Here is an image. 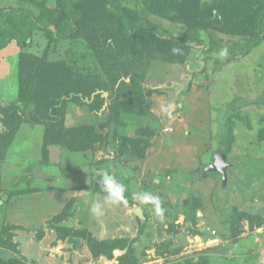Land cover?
I'll use <instances>...</instances> for the list:
<instances>
[{
  "label": "rangeland",
  "instance_id": "obj_1",
  "mask_svg": "<svg viewBox=\"0 0 264 264\" xmlns=\"http://www.w3.org/2000/svg\"><path fill=\"white\" fill-rule=\"evenodd\" d=\"M119 1L178 37L224 20L199 0ZM63 2L0 0V11L56 22ZM79 9L76 36L50 41L35 30L0 49V264H264V39L227 61L210 45L128 35L106 0ZM208 28L229 51L249 37ZM21 73L23 96L36 78L53 88L73 81L54 134L48 118L29 122L39 110L20 99ZM221 149L228 186L207 171ZM106 172L126 186L127 203L105 204L97 218L90 204L103 202ZM142 191L159 197L162 217L133 199Z\"/></svg>",
  "mask_w": 264,
  "mask_h": 264
},
{
  "label": "trees",
  "instance_id": "obj_2",
  "mask_svg": "<svg viewBox=\"0 0 264 264\" xmlns=\"http://www.w3.org/2000/svg\"><path fill=\"white\" fill-rule=\"evenodd\" d=\"M93 0H64L63 14L56 22L40 19L34 12L18 8H5L0 11V49L10 45L15 39L18 44H24L30 40L35 30L44 31L50 41L66 39L76 36L78 33L77 21L82 17V11L79 9L80 5ZM198 9H205L210 14L215 12L223 15L224 20H210L207 22H198L188 25L189 31L183 37L175 36L169 30L153 24L149 19L143 17L131 18L125 12L124 7L121 6L119 0H106V11L119 20L123 30L132 37H139L141 33H150L158 39L167 40L185 50L193 49L203 44L210 45L211 49L221 55L224 51L217 42L209 35L208 27L213 29H222L226 33H239L247 35L248 40L239 52L226 50L222 58L229 56V60H239L247 56L256 46L262 43L264 39V0H199ZM196 8V7H195ZM249 9L247 13L245 10ZM238 10L240 12H238ZM243 11L245 14H243ZM243 14V15H241ZM217 16V14H216ZM226 22V23H224ZM207 35V37H204ZM231 61V62H232ZM230 63V62H228ZM24 71V70H23ZM45 70L36 71L37 75L45 78ZM145 77V73L142 72ZM21 80V101L25 102L27 107L36 109L37 113L33 112V117L28 113L21 118H31L29 122L33 124H44V119H49V130L54 134L56 126L60 125L64 120L61 118L59 110L65 107L64 96H69L70 92L76 87L71 86L72 80H68V85H52L55 88L47 85L42 78H36L28 84V92L23 96L22 92L25 86L22 82V73L20 74ZM47 78H51L47 76ZM84 95L89 94L88 90L83 85ZM24 89V90H22ZM68 89V91H67ZM31 92V94H29ZM44 108L45 110H42ZM53 112H49L48 110ZM56 109V110H54ZM48 111V112H47ZM43 114L41 115V113ZM51 118V119H50ZM48 121V120H47ZM59 122V123H58ZM36 126V125H35ZM63 129V126H62ZM76 132V129H75ZM78 132H76L77 134ZM83 132H79L81 135ZM221 153L224 151L221 149ZM228 153L225 151V154ZM227 155V154H226ZM68 215H72L67 210L64 211Z\"/></svg>",
  "mask_w": 264,
  "mask_h": 264
},
{
  "label": "clouds",
  "instance_id": "obj_3",
  "mask_svg": "<svg viewBox=\"0 0 264 264\" xmlns=\"http://www.w3.org/2000/svg\"><path fill=\"white\" fill-rule=\"evenodd\" d=\"M173 54L179 52L178 49H172ZM226 50L221 52V55H225ZM172 106L169 105L167 108L163 109L167 115L171 118L172 116ZM170 129H165L169 131ZM101 190L104 193L103 202L93 200L90 204V212L95 217L99 218L104 215V205H119L121 203L126 204L127 200L125 198L126 186L119 182L115 176L108 174L107 172L102 176L99 181ZM133 199L138 200L141 205L151 204L154 206L155 214L158 216H163V209L161 208L159 197L150 194L149 192L142 191L137 192L133 195Z\"/></svg>",
  "mask_w": 264,
  "mask_h": 264
},
{
  "label": "water",
  "instance_id": "obj_4",
  "mask_svg": "<svg viewBox=\"0 0 264 264\" xmlns=\"http://www.w3.org/2000/svg\"><path fill=\"white\" fill-rule=\"evenodd\" d=\"M230 163L227 161V155L225 153H217L215 161L212 165L208 166L207 171H218L222 174V181L225 184L227 182V169Z\"/></svg>",
  "mask_w": 264,
  "mask_h": 264
},
{
  "label": "crops",
  "instance_id": "obj_5",
  "mask_svg": "<svg viewBox=\"0 0 264 264\" xmlns=\"http://www.w3.org/2000/svg\"><path fill=\"white\" fill-rule=\"evenodd\" d=\"M150 68L148 67V70H147V67H146V79H147V82L149 83L152 79H154L155 77H156V75H153L150 71L151 70H149ZM142 72H143V70H142ZM157 75H159V74H157ZM227 161L229 162V160H228V156H227ZM230 163V162H229ZM230 166H231V163H230ZM229 166V167H230ZM229 167H228V169H229ZM228 169H227V177H228ZM216 173H218V174H220L221 176H222V174L220 173V172H218V171H216ZM222 184L224 185V186H228V178H227V182L224 184L223 183V181H222Z\"/></svg>",
  "mask_w": 264,
  "mask_h": 264
}]
</instances>
